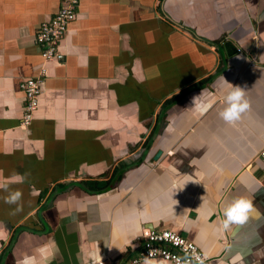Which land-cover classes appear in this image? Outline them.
Here are the masks:
<instances>
[{"label":"crops","instance_id":"1","mask_svg":"<svg viewBox=\"0 0 264 264\" xmlns=\"http://www.w3.org/2000/svg\"><path fill=\"white\" fill-rule=\"evenodd\" d=\"M62 3L0 0V264H129L145 229L264 264V0H80L62 61L43 62ZM41 70L23 126L20 84ZM230 84L250 103L235 125ZM241 194L254 211L225 230Z\"/></svg>","mask_w":264,"mask_h":264},{"label":"built area","instance_id":"2","mask_svg":"<svg viewBox=\"0 0 264 264\" xmlns=\"http://www.w3.org/2000/svg\"><path fill=\"white\" fill-rule=\"evenodd\" d=\"M79 3L80 0H63L58 12L49 21L40 25L35 41L43 62L62 61L60 43L68 32L70 24L75 20ZM44 77L45 72L41 70L38 76L28 78L20 84L25 99L23 126L29 125L38 108ZM141 238L140 252L137 258L128 262L129 264L156 259L170 264H213L193 242L174 231L145 229ZM96 264H123V262L119 258H105Z\"/></svg>","mask_w":264,"mask_h":264},{"label":"clouds","instance_id":"3","mask_svg":"<svg viewBox=\"0 0 264 264\" xmlns=\"http://www.w3.org/2000/svg\"><path fill=\"white\" fill-rule=\"evenodd\" d=\"M223 103L225 107L219 115L225 123L230 125H235L240 121L243 114L250 108V103L245 96V89L240 86L231 85L230 90L224 96ZM4 199L5 203L10 205L18 204L21 193L16 191ZM16 210L19 211V207ZM253 211V202L250 195L241 194L225 198L222 204L223 228L228 230L233 224H244ZM145 264H149V262L146 260Z\"/></svg>","mask_w":264,"mask_h":264}]
</instances>
